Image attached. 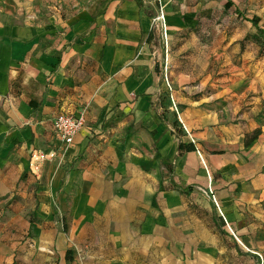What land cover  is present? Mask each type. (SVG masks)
I'll return each mask as SVG.
<instances>
[{"label":"crops","instance_id":"1","mask_svg":"<svg viewBox=\"0 0 264 264\" xmlns=\"http://www.w3.org/2000/svg\"><path fill=\"white\" fill-rule=\"evenodd\" d=\"M139 4L107 0L75 20H47L32 0H0V264H17L10 254L25 252L29 233L44 235L41 224L57 214L68 218L70 237L87 245L91 264H157L158 246L171 245L158 242V232H167L182 193L206 198L223 228H234L264 260V86L248 102L236 85L194 95L172 83L169 94L148 42L156 10ZM167 23L170 30L183 24L171 10ZM162 95L171 99L167 110ZM82 111L86 124L64 165L42 168L32 224L25 206L31 154L55 151V118ZM257 129L260 137L238 154L213 155L200 144ZM180 143L196 151L179 155ZM218 171H227L225 180L215 179ZM44 247L54 251L48 241ZM63 258L75 264L71 249Z\"/></svg>","mask_w":264,"mask_h":264},{"label":"rangeland","instance_id":"2","mask_svg":"<svg viewBox=\"0 0 264 264\" xmlns=\"http://www.w3.org/2000/svg\"><path fill=\"white\" fill-rule=\"evenodd\" d=\"M106 1L32 0L38 17L47 20L53 17L75 20L84 11L99 3L103 5ZM163 1L167 31L161 33L153 26L154 34L148 41L163 81L167 75L175 87L184 88L194 95L213 93L215 87L236 85L237 91L246 90V102L254 96L261 97L260 87L264 86V0ZM229 1L233 6L228 9L226 3ZM139 5L142 8L145 5L152 6L156 10L153 18L156 16L158 6L155 0H140ZM170 10L183 22L180 27L171 30L167 23V12ZM252 20H257L258 25ZM251 87L256 89L250 92ZM261 123L259 119L258 125ZM245 137L234 140L227 136L217 139L205 137L200 144L207 153L213 155H234L242 150ZM225 173L227 171H218L215 179L225 180L226 176L222 175ZM228 173L233 174V169H229ZM30 174L31 183L27 185L28 201L25 206L29 219L36 221L33 209H40L37 196L40 194L39 187L44 184V177L42 174L40 178ZM213 206L198 193H182V205L173 210L170 220L166 222L167 232H158V242L167 238L171 245L158 246L157 264H262L256 254L244 248V236L237 234L234 228L232 231L223 228L225 224ZM48 222L41 224L44 235L29 233L26 237L29 247L25 252L10 254L14 262L66 264L63 256L68 248L73 251L75 264H91L86 257L87 249H84L87 245L70 237L65 215L57 214ZM47 229L54 231L51 237L46 236ZM168 235L171 237L168 238ZM61 239L64 243L60 248ZM46 241L53 244L52 253L44 247ZM256 241L257 238H254ZM148 244L146 241L145 245Z\"/></svg>","mask_w":264,"mask_h":264},{"label":"built area","instance_id":"3","mask_svg":"<svg viewBox=\"0 0 264 264\" xmlns=\"http://www.w3.org/2000/svg\"><path fill=\"white\" fill-rule=\"evenodd\" d=\"M158 6L157 14L153 18V26L159 32L167 31L166 25V12L163 0H155ZM156 55V53H154ZM168 63L165 62V66ZM167 71V68H165ZM164 83L168 90V93L173 92V86L167 75L164 77ZM86 124L85 112H79L78 114H62L55 118L53 128L55 136L59 141V147L53 152L35 151L31 154L29 161V170L32 174L39 177L42 173V168L48 162H56L58 166H63L67 160L69 149L74 144L76 136L84 128ZM202 193L210 195V190H201ZM215 202V199L212 198ZM237 239V238H236Z\"/></svg>","mask_w":264,"mask_h":264},{"label":"trees","instance_id":"4","mask_svg":"<svg viewBox=\"0 0 264 264\" xmlns=\"http://www.w3.org/2000/svg\"><path fill=\"white\" fill-rule=\"evenodd\" d=\"M138 2H140V0H137ZM233 6V3L231 1L227 2L226 3V8H231ZM253 22H256L255 25L257 26L258 25V21L257 20H252V23ZM151 37H152V33L149 35V39L151 40ZM148 39V41H149ZM171 99H168V97L166 95H162L161 97V105H162V108L164 109H168L171 105ZM173 128H174V131H175V134L179 137H183L185 136V132L184 130L182 129L177 117H175L174 121H173ZM261 135V130L260 129H257L255 130L252 134L250 135H246L245 139H244V145L245 147H249L252 143H254ZM196 151V147L193 143H189V144H184V143H180L179 145V155H183L184 153H188V152H194ZM191 191V189H190ZM31 223L33 224V220H31ZM257 257L259 259H261L262 261V264H264V260L263 258L260 256V255H257ZM73 259L72 257V252L71 251H68L67 254H66V260L68 262H71ZM258 259V261H260Z\"/></svg>","mask_w":264,"mask_h":264}]
</instances>
